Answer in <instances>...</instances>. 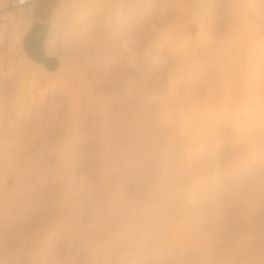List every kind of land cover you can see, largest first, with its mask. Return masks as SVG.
I'll list each match as a JSON object with an SVG mask.
<instances>
[{
	"label": "rangeland",
	"instance_id": "374dc122",
	"mask_svg": "<svg viewBox=\"0 0 264 264\" xmlns=\"http://www.w3.org/2000/svg\"><path fill=\"white\" fill-rule=\"evenodd\" d=\"M34 11L45 42L31 54L23 34L13 65L7 34L21 15L0 25L3 264H91L90 253L94 264H198L200 252L202 264H264L245 246L223 256L208 237L222 199L264 197V160L245 158L264 116L242 137L232 122L248 53L263 63L264 0H40ZM178 160L196 178L181 173L171 215L187 233L157 248L136 227L168 200ZM58 185L78 232L56 213Z\"/></svg>",
	"mask_w": 264,
	"mask_h": 264
},
{
	"label": "bare ground",
	"instance_id": "6f19581e",
	"mask_svg": "<svg viewBox=\"0 0 264 264\" xmlns=\"http://www.w3.org/2000/svg\"><path fill=\"white\" fill-rule=\"evenodd\" d=\"M2 14H4L3 16L8 15V17L9 16L12 17L10 8L2 9L0 11V15L2 16ZM27 15H28V18L24 17L25 20L24 19L22 20L23 16L21 14V17L15 18V23H12L14 22V20L12 21L13 18L12 19L10 18L11 19L10 21H12L11 23L13 24V26L10 25L11 29L8 28L10 30H9V33L7 34L10 38V42H11L12 50H13L12 51L13 53L9 54L7 58V61L10 65H13L17 62L14 51L16 50L18 46L20 37L23 34L27 33L33 26L32 19L35 16V11L32 10ZM3 25L5 24L3 23ZM255 30L256 28L253 31L254 33H252L253 34L252 37L258 34V32ZM4 32H5L4 29L2 28V26H0V41L3 39ZM261 40H262L261 41L262 43H258V45L264 44V38ZM249 57L251 56L248 53L247 58L245 59V62H244L245 68L240 73V76H239L240 80L238 84H240V86H238L237 88L239 90L240 95L238 98L236 95L235 102L237 105L233 109L235 113L233 114V118H232V122L234 125L233 124L232 125H233L234 131L238 134V136H241V134L243 133L244 130L242 129L250 130L251 128L249 127H251L253 124L257 122H260L262 117L264 116V110L258 109L256 105L251 104V101H258V102L264 103V59H262L263 63L261 64V66L259 65L260 63L259 64L257 63L259 65L258 67L256 63H253V60L250 61L248 59ZM1 61L2 60H1V55H0V63ZM163 109L165 112L166 120L169 121V117H168L169 111H167L166 106ZM241 113L244 114L245 116L244 119L240 118L239 115ZM189 129H191V127L187 125V123L184 121L181 125V130L184 131L185 133H188ZM169 137L172 139L171 136ZM256 139L257 141L255 143V147L249 148L247 152L245 153V158L250 159L248 160L250 164L257 160H261V159L264 160V151L262 150L260 151V146L261 147L264 146V130L260 131V133L256 136ZM176 148H178V150L180 149L181 152L182 151L187 152L188 150V146L187 145L183 146L182 144H178ZM60 161H61L60 163H62L64 166V163L66 164L67 159L63 157L62 160ZM178 161H179L178 164L175 163L174 161L172 162L169 161V163H171L174 167V170H173L174 175L172 174L171 175L172 179H170L172 181V183H170L171 189H169V186H170L169 183L167 187L166 193L169 192L168 200H167V197L165 199V201L167 200L166 201L167 204L166 203L162 204L161 206L154 209L155 216L151 219V222H149V224H146L143 226L141 224L138 227H136V229L138 230V232L136 231L137 233H135L138 235V237L136 235L137 240L145 241L144 240L145 237L147 235H150L152 236L153 239H156L154 241L156 242L157 248L160 244V242L159 244H157L160 236L165 239L166 238L170 239V237H172V235L175 234V236L177 235V237L178 235H180V237L178 238H183L184 235L187 233V231L185 230L186 226L183 223L182 224L175 223L173 222L174 220L171 218V215L174 214L173 207L177 203V198H178L177 196L181 195L180 193H182V191L184 192V190L186 189L185 188L186 184L184 185L185 187L183 186L184 189L181 186V184L183 183L182 180L184 181L185 179H188L187 176L183 174L185 173L186 175H188L189 180L191 176L188 174L190 173L189 169L186 168L185 170L184 168H182L183 167L182 162L180 160ZM189 162H190L189 158L184 160V164L186 163L188 164ZM183 170H185V172ZM186 171L187 172L189 171V172L187 173ZM182 172L183 174H181ZM183 176L186 178L185 179L182 178ZM191 177L195 178L194 174H192ZM194 178L193 179L191 178L192 182H195ZM60 187L61 186L58 185L56 189V192H58L57 193L58 194V202H57L58 208L56 209V213H60L63 216H65L63 221L67 223L65 225H67V227L71 229L72 231V229H75V228L72 225V223H70L69 220L67 219L68 215L66 216L64 212L63 207H65V205H63V198H62L63 194L61 192L62 187L61 188ZM263 187H264V184H263ZM168 189L171 191H168ZM235 195L237 197H242V195H240L239 193ZM222 200H223L222 202L223 207L221 208V205L218 202L215 205L214 210H212L211 222L208 227L209 229L208 237L210 236L209 239H211V241H222L223 245L219 246V249L221 253L223 254V256L229 254L230 252L234 251L240 246H245L247 251L249 250V253L263 254L264 253V197L260 199H256V198L247 199V200L245 199L246 200L245 202H242L238 200L237 198H232V197L228 199H222ZM246 218H248L249 221L245 222ZM221 228H222V231H220ZM74 232H78V231L75 229ZM41 235H42L41 236L42 238L45 237L43 234ZM227 243H230V245L227 246L226 245ZM155 253L156 254L159 253L158 250L155 251ZM1 254L2 253H0V256H1L0 264H3V256ZM209 254L212 257L213 254L211 253ZM198 255H200L199 256L200 263L198 264H202L201 259L203 258L204 253L200 252V254ZM94 260L95 259L93 257V254L90 253L89 261L91 262V264H94L93 263Z\"/></svg>",
	"mask_w": 264,
	"mask_h": 264
},
{
	"label": "built area",
	"instance_id": "2783aa9c",
	"mask_svg": "<svg viewBox=\"0 0 264 264\" xmlns=\"http://www.w3.org/2000/svg\"><path fill=\"white\" fill-rule=\"evenodd\" d=\"M40 0H0V11L2 9L10 8L11 10L17 11L19 15L21 14H29L32 10H34V6ZM8 24L9 18L0 17V25Z\"/></svg>",
	"mask_w": 264,
	"mask_h": 264
},
{
	"label": "crops",
	"instance_id": "0c3cea01",
	"mask_svg": "<svg viewBox=\"0 0 264 264\" xmlns=\"http://www.w3.org/2000/svg\"><path fill=\"white\" fill-rule=\"evenodd\" d=\"M37 24V22H35L34 24H33V26L34 25H36ZM33 26L31 27V29L27 32V34H26V36H25V38H24V43H25V49H26V51L27 52H29V53H33L32 52V48L34 49V50H36L37 48L39 49V47H42V45H41V43H43L44 44V42L43 41H41L42 40V38H41V36H40V34H37L38 32H37V30H32V28H33ZM32 30V31H31ZM44 46V45H43ZM41 50V49H40ZM41 53H42V51H41ZM42 58H43V56H42ZM43 60H45L46 61V65L48 66V67H50V68H54V61H55V58L54 57H44L43 58Z\"/></svg>",
	"mask_w": 264,
	"mask_h": 264
}]
</instances>
